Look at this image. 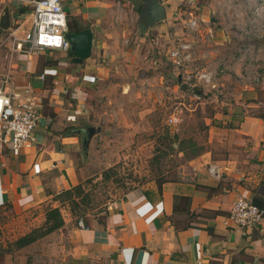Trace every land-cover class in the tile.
Returning a JSON list of instances; mask_svg holds the SVG:
<instances>
[{
    "label": "crops",
    "instance_id": "obj_1",
    "mask_svg": "<svg viewBox=\"0 0 264 264\" xmlns=\"http://www.w3.org/2000/svg\"><path fill=\"white\" fill-rule=\"evenodd\" d=\"M144 2L60 0L73 19L72 27L91 31L90 54L76 64L69 50L45 51L23 63H29V69L23 65L18 69L24 79L34 78L42 69H55V74L45 75L41 83L32 79L42 101L34 143L18 155L6 150L0 156V206L21 216L41 203L55 205L61 191L75 186L83 190L84 171L75 167L74 155L85 152L71 128L95 127L96 118L105 121L115 116L120 121L127 102L137 104L144 97L163 105L165 99L182 96L183 100L174 101L177 108L193 112L192 98L180 83L182 69L157 54L161 50L165 57L180 21L184 24L191 12L179 5L200 10L202 1L160 0L165 21L139 34L138 12ZM210 27L212 43L208 49L202 44L196 47L193 65L210 69L220 63L224 70L216 77L212 101L199 102L210 113L201 117L204 150L178 164L172 177L154 178L108 202L103 211L85 214L82 228L76 226L78 218L63 213L58 230L71 229L64 264H264V218L248 232L227 218L238 195L264 203V62L257 63L249 47L238 49L240 42L216 19H210ZM253 73L259 74V82L252 81ZM93 95L111 109L96 111ZM140 123L129 118L121 124L136 132ZM95 128L87 153L102 136L108 144L125 143L105 136L103 126ZM212 165L217 176L207 173ZM144 203L151 205L146 213L139 211ZM158 203L161 210L145 220ZM80 204L87 208L86 201ZM42 241L43 236L22 248Z\"/></svg>",
    "mask_w": 264,
    "mask_h": 264
},
{
    "label": "rangeland",
    "instance_id": "obj_2",
    "mask_svg": "<svg viewBox=\"0 0 264 264\" xmlns=\"http://www.w3.org/2000/svg\"><path fill=\"white\" fill-rule=\"evenodd\" d=\"M201 1L204 8L200 10H195L185 4L179 6L185 12L191 11L202 19L207 17L209 22L210 17L215 18L218 24L228 29V33H233L235 41L240 42L238 49L249 47L251 57L257 63L264 62V0ZM13 6V4L9 5L10 12L13 10ZM201 14L203 15L201 16ZM67 22L72 23L73 19L70 18ZM180 23V29L175 32V38L171 40V43L172 41L176 42L183 35H185L184 38L187 37L186 28L182 21ZM168 44L164 43V46H168ZM234 51L230 53L232 54ZM157 56L164 60L166 58L161 50ZM20 59L23 61V56H20ZM22 65H18L19 70L24 66ZM24 67L29 69V63H26ZM145 71L148 70L145 69ZM175 87L178 90L176 85ZM111 95L113 97L115 94ZM181 97L165 99L163 105L154 104L145 97L140 98L137 104L127 102L129 104L127 113L124 114L123 119L120 118V121L115 116L107 118L108 120L105 121L101 118L94 119L95 127L103 126L105 136H113L115 141L121 139L125 143L122 145L116 142L108 144L102 142V136L93 144L91 153H87L86 149L85 153L74 155L75 167L82 168L84 171V179L80 185L87 194L86 196L84 194L81 202L85 204L86 201L88 207L84 209L81 206L79 211L72 216L66 214L64 217L68 215L73 220L78 216L83 219L87 213L103 211L108 202L124 196L137 186L154 178L168 179L172 177L178 164L204 150L202 143L205 137V126L201 117L210 113L200 108L199 102L192 97L191 103L195 107L193 112L184 106H179L182 109L177 108L178 105L174 101L183 100ZM101 100L100 96L95 95L92 100L93 108L96 111L110 110L111 107L104 105ZM171 114L177 115L180 119L176 127L168 126L166 123ZM129 118L141 122L136 132H132L130 128L122 127V120L127 121ZM112 123L114 125H109ZM104 170L107 171L106 176L102 175ZM25 217H29L28 222L24 220ZM40 220L39 211H35L33 215L24 214L17 217L16 212L0 206V228L4 232L0 237V243L10 247L8 252L0 255V264L65 263L66 240L69 238L68 232H71L69 228L67 231L55 229L43 235L45 239L42 241L43 243L37 242L28 248L15 249L10 244L12 241L10 229L16 236L30 229V224L33 222H35V226L39 225ZM60 233H63V236H60L64 237L62 241H65L62 246V241H59Z\"/></svg>",
    "mask_w": 264,
    "mask_h": 264
},
{
    "label": "built area",
    "instance_id": "obj_3",
    "mask_svg": "<svg viewBox=\"0 0 264 264\" xmlns=\"http://www.w3.org/2000/svg\"><path fill=\"white\" fill-rule=\"evenodd\" d=\"M10 4L14 5L11 12ZM4 6L8 9L9 24L6 29H0V156L6 150L11 155H18L21 149L33 145V131L42 101L32 79L41 83L45 75L55 74V69H42L34 78L24 79L18 73V65L45 51L69 50L65 38L68 32L66 14L60 0H0V15ZM187 15L184 23L187 37L172 41L165 56L182 69L179 79L183 89L194 100L208 103L211 93L217 92L216 77L224 69L220 63L217 68L210 69L206 65H193L197 60L196 47L202 44L208 49L213 30L208 19L191 12ZM260 80L259 74L253 73L252 81ZM179 120L177 115L171 114L166 123L176 127ZM207 173L217 176V167L208 166ZM154 206L155 210L145 220L161 210L160 203ZM149 209L151 205L144 203L139 211L146 213ZM227 218L243 232H248L264 218V204H253L247 196L238 195L230 205ZM76 226L83 227L82 218L76 220Z\"/></svg>",
    "mask_w": 264,
    "mask_h": 264
},
{
    "label": "trees",
    "instance_id": "obj_4",
    "mask_svg": "<svg viewBox=\"0 0 264 264\" xmlns=\"http://www.w3.org/2000/svg\"><path fill=\"white\" fill-rule=\"evenodd\" d=\"M66 20L67 21L70 20L69 15H66ZM67 28H68V32H71V33L77 32L76 29H74L71 23L69 22H67ZM68 54L69 56H71L73 53L71 51H68ZM102 175L106 176L107 171L104 170L102 172ZM84 194L86 196L87 192L84 193L83 190L80 188V186H75L72 189L61 191L58 195H56L54 198V200H56L55 205L48 202V203H41L39 205H35L30 208H27L24 211V214L26 215L28 214V216L33 215L35 211H39V215L41 219L40 224L35 226V222H33L30 224L31 226L30 229H28L27 231L23 233L17 234L16 236L13 235L11 229L10 231L7 230L10 232L11 239H12L10 244L13 246V248L19 249L31 243L32 241L36 240L37 238L61 227L63 225V213H69L72 215L76 213L77 211H79L80 202L82 201V195ZM253 204H256V203L254 202ZM17 217H19V215H17ZM76 218H79V217L77 216ZM28 219L29 217H25L24 220L28 222ZM3 233L4 232H2V229L0 228V237L1 235H3ZM9 250H10V247H6L0 243V255L8 252Z\"/></svg>",
    "mask_w": 264,
    "mask_h": 264
},
{
    "label": "water",
    "instance_id": "obj_5",
    "mask_svg": "<svg viewBox=\"0 0 264 264\" xmlns=\"http://www.w3.org/2000/svg\"><path fill=\"white\" fill-rule=\"evenodd\" d=\"M138 18L141 20L138 23L137 32L144 34L147 29L158 23H163L165 20V9L160 0H145L142 7L139 9ZM211 21H215L213 17ZM9 24V15L7 6H4L0 15V29H6ZM65 38L69 43V51L73 53L71 61L80 64L90 54L92 35L89 29L71 33L67 32ZM179 81V80H178ZM98 131V128L92 126L71 128L70 133H75L79 137L81 150L85 152L92 134Z\"/></svg>",
    "mask_w": 264,
    "mask_h": 264
}]
</instances>
